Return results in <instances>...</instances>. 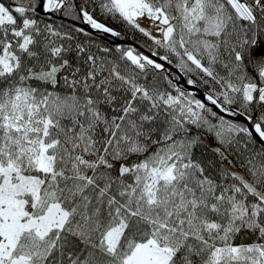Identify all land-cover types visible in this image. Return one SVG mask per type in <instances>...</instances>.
<instances>
[{
	"label": "snow or ice",
	"instance_id": "6c2138e0",
	"mask_svg": "<svg viewBox=\"0 0 264 264\" xmlns=\"http://www.w3.org/2000/svg\"><path fill=\"white\" fill-rule=\"evenodd\" d=\"M0 264H264V0H0Z\"/></svg>",
	"mask_w": 264,
	"mask_h": 264
}]
</instances>
